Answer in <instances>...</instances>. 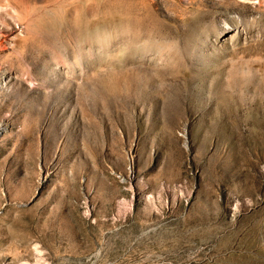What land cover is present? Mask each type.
<instances>
[{"label": "rangeland", "instance_id": "rangeland-1", "mask_svg": "<svg viewBox=\"0 0 264 264\" xmlns=\"http://www.w3.org/2000/svg\"><path fill=\"white\" fill-rule=\"evenodd\" d=\"M0 264H264V0H0Z\"/></svg>", "mask_w": 264, "mask_h": 264}]
</instances>
